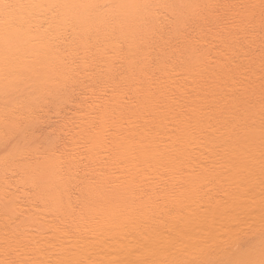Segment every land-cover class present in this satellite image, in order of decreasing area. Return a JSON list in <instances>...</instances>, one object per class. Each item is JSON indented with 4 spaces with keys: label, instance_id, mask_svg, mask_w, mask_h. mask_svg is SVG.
Returning a JSON list of instances; mask_svg holds the SVG:
<instances>
[{
    "label": "bare ground",
    "instance_id": "6f19581e",
    "mask_svg": "<svg viewBox=\"0 0 264 264\" xmlns=\"http://www.w3.org/2000/svg\"><path fill=\"white\" fill-rule=\"evenodd\" d=\"M0 3L101 6L78 23L64 22L65 9L17 10L23 33L7 94L0 39V128L6 112L54 109L26 146L0 137V264H215L246 250L259 259V0ZM117 3L153 7H102ZM163 4L218 7H201L207 19L184 30L173 22L184 10L155 7ZM113 16L127 19L112 23ZM65 83L73 88L67 95Z\"/></svg>",
    "mask_w": 264,
    "mask_h": 264
},
{
    "label": "snow or ice",
    "instance_id": "6c2138e0",
    "mask_svg": "<svg viewBox=\"0 0 264 264\" xmlns=\"http://www.w3.org/2000/svg\"><path fill=\"white\" fill-rule=\"evenodd\" d=\"M98 6L94 3H0V39L4 43V68H3V78L5 80V92L7 94L9 87L12 85L13 81L11 77L16 72V68L13 63L12 50L18 46L22 41L23 33V23L22 17L14 15L17 10H51L53 13L57 9L68 10L71 14L66 15L63 19L67 23H78L95 13ZM102 7L117 9V10H127L140 11L153 7L149 4L140 3H117L112 5H103ZM155 7H165V8H179L184 11L177 14L173 18V22L176 24L177 28L187 30L193 23L198 21H204L207 17L203 16L200 11L203 8L218 7L214 5H191V4H163L156 5ZM261 11L262 16H264V0H261ZM55 19V16H53ZM126 16H113L110 18L112 23L123 24L126 21ZM73 88L69 84L65 83L61 88V93L67 95L72 92ZM52 104L59 109V98L52 101ZM47 109V111H45ZM53 107L48 104L43 106L29 105L25 112L17 113L6 112L3 116V126L0 128V137H2L5 145L15 144L17 149L26 146L29 142L36 138V133L40 131L41 126L49 118L48 113L53 112ZM55 115L59 116V111L54 112ZM264 183V181H262ZM148 248V245H145ZM11 264H17V262H11ZM23 264V262H20ZM76 264H82V262H76ZM137 264H157L155 261H149L147 259L137 261ZM173 264H184L183 261H174ZM200 264H213L210 261H201ZM215 264H264V244H262L260 249L259 259L253 258V254L250 250H246L244 255L238 259H230L227 261H216Z\"/></svg>",
    "mask_w": 264,
    "mask_h": 264
},
{
    "label": "rangeland",
    "instance_id": "374dc122",
    "mask_svg": "<svg viewBox=\"0 0 264 264\" xmlns=\"http://www.w3.org/2000/svg\"><path fill=\"white\" fill-rule=\"evenodd\" d=\"M259 3H261V0H259ZM227 249H228V247H227ZM218 252H220L219 250H214L213 249V254L215 253V254H217ZM231 252H237V247L236 246H233L232 248H231Z\"/></svg>",
    "mask_w": 264,
    "mask_h": 264
}]
</instances>
